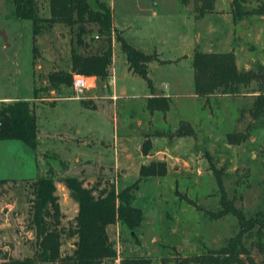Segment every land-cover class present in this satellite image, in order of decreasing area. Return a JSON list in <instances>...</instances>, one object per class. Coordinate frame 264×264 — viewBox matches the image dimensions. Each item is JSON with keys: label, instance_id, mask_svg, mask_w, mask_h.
<instances>
[{"label": "rangeland", "instance_id": "374dc122", "mask_svg": "<svg viewBox=\"0 0 264 264\" xmlns=\"http://www.w3.org/2000/svg\"><path fill=\"white\" fill-rule=\"evenodd\" d=\"M105 1L112 10L113 25L123 31L125 40L142 48L150 46L158 59L176 61L191 50L194 41L187 59L180 58L170 66H151L152 91L140 76L127 74L125 56L114 42L106 85L89 80L92 87L79 94L73 89L61 95L49 91L47 76L66 69L74 36L69 28L56 25L36 38L37 53L33 55L31 23L14 19L12 7L0 0V33L9 41L5 45L0 34V105L33 97L34 89L44 99L33 102L41 126L40 164L44 165L35 172L41 175L51 169L55 177L59 228L63 230L61 255L71 254L75 241L68 237L76 216L74 200L61 182L67 175L98 190L111 183L118 192L138 185L133 206L141 210L143 219L135 238L123 225L110 226L108 237L116 257L103 264H120L126 257L148 259L151 264H178L217 251L238 231L233 215L210 217L224 209L222 195L247 219L264 212V12H258L264 11V0H237L240 15L233 0H212L211 8L203 13L200 0H186L184 5L181 0ZM45 3L40 5V13L47 17ZM97 41L89 43L95 47ZM195 50L231 53L237 71L258 78L241 86L234 96L194 98L190 67ZM112 77L117 100L111 99L108 81ZM151 92L171 96L168 122L163 113L149 115L145 110L143 101ZM260 95L263 102L254 114ZM67 98L77 100L65 101ZM180 122L189 124L194 134L175 136ZM229 134L246 138L232 145L227 141ZM146 136L152 147L143 156L141 145ZM76 158L80 160L75 162ZM9 159L0 142V180L7 170H24ZM154 161L165 164L166 175L139 180L140 166ZM23 172L33 176L28 169ZM30 182L0 184V263L7 258L32 257L35 252V235L29 224ZM254 239L245 237V245L255 264H264V252L251 247Z\"/></svg>", "mask_w": 264, "mask_h": 264}, {"label": "trees", "instance_id": "16d2710c", "mask_svg": "<svg viewBox=\"0 0 264 264\" xmlns=\"http://www.w3.org/2000/svg\"><path fill=\"white\" fill-rule=\"evenodd\" d=\"M200 1L202 2V7L199 9L201 13L205 8H211L212 0ZM4 2L12 7L11 15L14 19L31 23L33 55L37 53L34 45L36 38L52 30L56 25L69 28L74 36L71 39L72 46L66 69L53 71L47 76L49 91L64 94V90L72 89V80L75 75L93 78L106 85L112 64L113 42L119 44L128 70L140 76L152 91V81L148 77L147 65L154 60L159 61L157 55L144 54L125 40L123 33L114 28L112 10L105 0H43L41 3L38 0H4ZM44 2L48 9L47 17L40 13V5H44ZM181 4H186V0H181ZM233 5L238 9L237 14L240 15L238 1L233 0ZM95 40H98V43L93 47L89 42ZM191 67L194 94L207 99L215 94L234 96L239 93L241 86L246 87L252 80L258 78L251 72L237 71L231 53L212 54L195 50ZM261 89V95H263L264 79ZM37 91L38 89L33 90L34 100L40 99L36 96ZM261 95L256 98L257 109L254 114L259 112L262 105ZM81 104L83 105L84 102ZM32 106L24 99L0 105V140L22 142L36 153L37 167L41 169L44 165L40 164L37 118ZM168 109L169 99L164 96H152L145 99V110L151 115L155 113L165 115ZM179 125L175 136L194 134L189 124L180 122ZM245 138V135H227V141L232 145L241 143ZM151 147V140L146 136L141 145L142 155L147 156ZM42 156L44 157L45 154L43 153ZM52 158L57 160L56 157ZM48 162L45 164L47 168ZM57 163L61 165L59 161ZM45 171L41 172V175L38 174V177L29 185L31 190L29 224L35 235V252L32 257L7 258L0 264H103L107 260H114L116 251L109 240L107 229L120 224L126 227L135 238L133 234L143 219L141 210L133 206L138 185L135 183L118 192L111 183L98 190L97 187H85L83 181L76 176H64L61 182L77 203L78 210L73 227L68 230V237L75 238L74 249L71 254L63 256L61 255L63 230L59 228L60 206L55 194V177L51 169L47 173ZM138 173L139 180L161 178L166 175V166L162 162L154 161L146 166H140ZM7 182L14 181L0 180V184ZM218 186L221 188L220 181ZM220 201L224 209L216 214L211 213L210 217L217 219L228 214L233 215L238 224L236 235L217 251H209L189 260H182L178 264H255L251 258L250 249L244 242L245 237L250 236L256 238L252 241L251 247H255L260 253L264 252V212H257L247 219L225 201L224 195ZM120 264H151V262L148 259L126 257Z\"/></svg>", "mask_w": 264, "mask_h": 264}, {"label": "crops", "instance_id": "0c3cea01", "mask_svg": "<svg viewBox=\"0 0 264 264\" xmlns=\"http://www.w3.org/2000/svg\"><path fill=\"white\" fill-rule=\"evenodd\" d=\"M114 28H115V26H114ZM117 31L123 33V31H120V30H117ZM130 45H132L135 49L143 52L144 54H147V55L153 54L152 51H151V47L150 46H149L150 48L148 46H147V48H142V47L136 46V45H134L132 43ZM113 48H115V45L113 46ZM190 48H191V50L189 52H187L186 54L181 55V57H179L176 61L170 60V59H168V60L158 59L160 62L157 61V60H154V61L150 62L147 65L148 66V77H149V73L151 71L150 70L151 69V66L153 64L154 65L157 64L159 66H170V65H173L175 62L179 61L180 58H186L185 56H187V58H188L189 57L188 56L189 53L192 52V49L194 48V41L193 40H191ZM154 54H156L157 57L159 56V54L156 51H154ZM190 68L192 70V67H190ZM127 74L136 75V74H133L132 72H130L128 70V67H127ZM192 82H193V70H192ZM108 85L110 86V89H111V94H112L111 99L117 100V96L112 92V90L114 89L113 77L111 78V83L108 81ZM152 96H164V97H166V98L169 99V109H168V111L164 115L165 118H166V121L168 122L169 117H170V114H171V102H172L171 96L169 94H163V93H161V95H156V94L151 93V95H149L148 97H145L144 99L150 98ZM193 96H194V98L200 99V98L196 97V95L194 94V90H193ZM17 99H24V100L29 101L31 103V105H33L32 107L34 109V113H36L37 108L35 107L36 105L33 102L34 101H37L38 99H35L34 100L33 97H28V98H25L24 97V98H17ZM17 99L14 98V99H12V101H15ZM39 100H44V99L43 98H40ZM71 100H77V99L67 98V100H65V101H71ZM143 102L145 103V100ZM89 110H91V109H89ZM149 115H151V114H149ZM37 127H38V137L37 138H38V143H39V140H40V128H41V126L38 125V120H37ZM0 142H2V144H5V150L7 152H9V157H10L9 160L11 161L12 165L21 166V167H23L24 170L25 169H28V170H30V173H32V175H33V176H26L27 174H25L23 172L24 170L22 171V169L21 170L13 169L11 171H8L7 170L6 174H4L5 175L4 176L5 178L2 179V180L18 181V182L21 181L22 182V181H32L33 179H35V178H29V177H38V174L36 175V172H35V170L37 168L36 157L34 155H32V153L30 151H26V149L24 147L28 148L27 146H25L22 142H20L18 140H0ZM39 148H40V145L38 146V150H39ZM79 160L80 159L76 158L75 159V162H77ZM7 162H8V159H7ZM18 168H20V167H18ZM18 173L21 176H19V177L16 176V174H18ZM74 207L76 209L75 212L77 214V210H78L77 208L78 207H77L76 202H74ZM107 234H108V229H107Z\"/></svg>", "mask_w": 264, "mask_h": 264}, {"label": "built area", "instance_id": "2783aa9c", "mask_svg": "<svg viewBox=\"0 0 264 264\" xmlns=\"http://www.w3.org/2000/svg\"><path fill=\"white\" fill-rule=\"evenodd\" d=\"M89 80L93 81L94 79L75 75L72 80V89L74 90L75 93H78V94L82 93L84 90L92 87V85H89L88 83Z\"/></svg>", "mask_w": 264, "mask_h": 264}, {"label": "water", "instance_id": "95a60500", "mask_svg": "<svg viewBox=\"0 0 264 264\" xmlns=\"http://www.w3.org/2000/svg\"><path fill=\"white\" fill-rule=\"evenodd\" d=\"M0 34H1V37H2L5 45H9V41H8V38L6 37L5 33L4 32H1ZM262 76L264 78V74Z\"/></svg>", "mask_w": 264, "mask_h": 264}]
</instances>
